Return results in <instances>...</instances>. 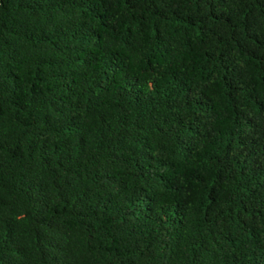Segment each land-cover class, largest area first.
Returning <instances> with one entry per match:
<instances>
[{"label":"trees","instance_id":"obj_1","mask_svg":"<svg viewBox=\"0 0 264 264\" xmlns=\"http://www.w3.org/2000/svg\"><path fill=\"white\" fill-rule=\"evenodd\" d=\"M0 264H264V0H0Z\"/></svg>","mask_w":264,"mask_h":264}]
</instances>
